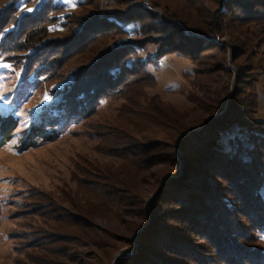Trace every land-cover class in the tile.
I'll list each match as a JSON object with an SVG mask.
<instances>
[{"label":"trees","instance_id":"16d2710c","mask_svg":"<svg viewBox=\"0 0 264 264\" xmlns=\"http://www.w3.org/2000/svg\"><path fill=\"white\" fill-rule=\"evenodd\" d=\"M107 1L105 12L101 0L81 1V13L56 0L22 16L13 3L0 7V53L24 75L64 80L74 57L95 56L56 89L51 113L27 131L22 149L56 139L103 98L124 100L115 124L92 135L119 166H94L91 178L77 180L88 206L69 196L71 207L48 208L58 224L34 239L23 264H264V121L255 117L249 72L264 50V0H185L194 19L167 7L159 14L142 0ZM216 34L233 42L238 83L230 95L217 79L229 70ZM147 45L156 59L178 54L194 63L192 109L148 93L156 79L147 70L152 57L142 56ZM107 214L125 231L102 228L96 219ZM125 248L133 253L117 258Z\"/></svg>","mask_w":264,"mask_h":264},{"label":"rangeland","instance_id":"374dc122","mask_svg":"<svg viewBox=\"0 0 264 264\" xmlns=\"http://www.w3.org/2000/svg\"><path fill=\"white\" fill-rule=\"evenodd\" d=\"M45 1L0 0V7L5 8L13 3L18 15L22 16L36 12ZM81 1L83 0H56L64 5L67 12L77 13L82 12ZM155 1L160 5L155 4L153 0H142V5L159 14H163L164 7H167L192 19L196 17L185 0ZM100 8L105 12L111 10L113 5L107 0H101ZM219 9L223 10L224 5ZM212 11L217 16V8L212 7ZM58 31L59 29H56L55 33ZM216 39L220 45L227 47L229 70L217 79L221 85H229L230 95L238 83L233 42L228 37L220 39L218 35ZM155 50L153 45H147L141 50L143 58L148 55L152 57L147 64V70L156 79V85L148 88V93L160 95L181 110L192 109L195 104L188 94L193 89L194 63L178 54H168L156 59L153 57ZM260 52L254 59L255 62L251 60L254 67L249 72L254 73L257 78L255 86L259 94V108L255 117L264 121V50ZM93 58L95 56L81 54L74 57L66 69V78L50 81L44 75H24L22 68H16L0 53V264H23L28 252H33L30 244H33L34 239L42 233H51L58 221L57 213L47 211L48 208L71 207L74 200L82 206H88L82 189L77 185L78 179L91 178V174L97 172L94 166L116 168L120 164L119 158L97 149V140L92 135L101 130V126L115 124L116 114L124 101L122 99L103 98L99 101L95 113L83 119L72 120L56 139L22 149L27 131L38 121L44 120L43 116H47L44 115L45 112L51 113L47 105L57 101L56 89L71 81L74 78L73 72L83 62H90ZM211 89L214 90L213 96H216L217 85ZM46 96L50 99H45ZM226 105L227 102L225 107ZM212 115L218 114H210L207 119ZM155 188L154 182L148 184L145 195H153ZM261 194L264 199V187ZM45 196L53 200L54 205H49L50 201ZM148 201L150 200H147L145 208L148 216H151ZM96 222L105 229L125 231V223L114 215L98 216ZM133 238L136 241L137 235ZM259 243L264 250V230L259 234ZM122 252H125L124 256H128L133 253V249L125 248L119 251L116 257Z\"/></svg>","mask_w":264,"mask_h":264},{"label":"water","instance_id":"95a60500","mask_svg":"<svg viewBox=\"0 0 264 264\" xmlns=\"http://www.w3.org/2000/svg\"><path fill=\"white\" fill-rule=\"evenodd\" d=\"M213 116H214V115L210 116V118L213 117ZM161 187H162V185L159 187V189H161ZM124 254H125V252H122V253H120V254L118 255V257H120V256H124Z\"/></svg>","mask_w":264,"mask_h":264},{"label":"snow or ice","instance_id":"6c2138e0","mask_svg":"<svg viewBox=\"0 0 264 264\" xmlns=\"http://www.w3.org/2000/svg\"><path fill=\"white\" fill-rule=\"evenodd\" d=\"M28 10L31 11L32 9H28ZM45 99H50V97H47V96H46Z\"/></svg>","mask_w":264,"mask_h":264}]
</instances>
